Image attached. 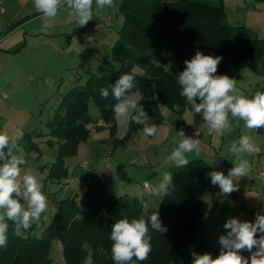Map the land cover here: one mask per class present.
Returning a JSON list of instances; mask_svg holds the SVG:
<instances>
[{"label":"trees","instance_id":"1","mask_svg":"<svg viewBox=\"0 0 264 264\" xmlns=\"http://www.w3.org/2000/svg\"><path fill=\"white\" fill-rule=\"evenodd\" d=\"M181 4L186 9L178 11L175 23L198 32L204 30L205 33L200 39L194 36L195 31L191 33L192 39L201 40L199 46L191 41L188 49L184 46V50H175L170 39L166 43L161 37H155L153 28L163 31L168 9L177 11ZM119 11L123 20L119 37L110 50L118 63L117 68L108 73H91L83 83L68 88L62 93L52 115L46 119L45 132L33 127L19 140V145L37 158L42 154L41 142L53 149V159L42 164L48 166L46 179L49 181L67 179L69 171L65 158L74 156L78 147L87 140L89 125L106 129L114 140L112 144H116V124L112 113L115 101L110 89L109 97L102 99L100 89L114 84L121 75L135 76L136 87L145 96L141 103L151 118L148 123L159 128L163 116L158 104L174 112H182L188 107L180 95L176 76L159 64L167 52L173 50L182 66L197 51L221 56L217 74L232 78L243 67L257 68L264 59L263 40L244 24H229L223 0H173L169 3L166 0H121ZM133 67L143 69L145 73L139 74ZM153 92L158 93L159 101L151 99ZM91 104L97 110L95 114H91ZM173 105H179L180 110L176 111ZM98 120L102 124H97ZM143 127L142 124H131L125 137L135 130L143 131ZM206 168V162L200 158L191 159L184 168H173L170 172L174 189L161 198L157 207L144 209L135 196L112 194L93 169L89 173L83 167L88 181L82 199L77 197L76 187L67 186L70 192L59 196L58 208L40 235L17 236L9 222L8 246L6 250H0V264H52L48 258L49 242L55 237L61 241L65 264H83L87 255L82 249L84 241L92 247L94 264H114L110 240L112 224L124 217L138 218L156 210L168 231L151 233L152 252L146 261H138L137 264H187L190 249L196 250L198 246L203 206L200 194L205 185L203 176ZM69 182L65 181V186Z\"/></svg>","mask_w":264,"mask_h":264},{"label":"clouds","instance_id":"2","mask_svg":"<svg viewBox=\"0 0 264 264\" xmlns=\"http://www.w3.org/2000/svg\"><path fill=\"white\" fill-rule=\"evenodd\" d=\"M35 10L47 21L53 20L62 5L69 9V15L80 27L92 21L94 11L105 8L116 9L115 0H33ZM44 28L50 27L45 23ZM221 56L206 55L197 51L194 56L184 61V69L176 75L180 85L181 97L185 98L186 111L195 118L202 116V127L223 136L243 122L244 128L257 131L264 128V91H257L251 97L246 96L238 87L237 80L226 74H217ZM115 101L112 105L116 135L126 134L131 124H142L145 136H155L158 128L149 124L151 119L145 111L142 101L145 96L136 87L133 74H123L114 84L100 89L102 99L110 95ZM151 99L159 101V95L153 92ZM176 111L179 105H173ZM231 117V119H230ZM194 120V119H193ZM193 123V121H192ZM23 133L15 139L7 132L0 131V250H6L9 240L11 222L15 235L21 236L33 222L38 221L47 211L48 198L42 190L38 179L39 173L23 171L28 161L24 150L19 145ZM172 143L175 145L167 157L166 167L184 168L189 164V154H200V140L185 134L183 129L176 132ZM228 151L240 159L233 164L227 174L213 170L208 173L211 185L220 190V195L227 196L239 190V181L249 175L251 164L245 155L252 156L258 148L250 135H241L234 140ZM174 189L173 176L170 171H163L159 181L151 186V195L161 200ZM142 197L143 192L139 193ZM23 201V203H22ZM264 209L255 213L253 221L230 217L223 224L226 234L218 237L219 254L215 257L204 252L198 254L190 249L192 264H264ZM168 231L163 225L159 211L138 218L124 217L111 226V254L114 264H137L146 261L152 252V232L164 234ZM87 255L83 264H94L93 250L87 241L82 244ZM244 251L249 256L242 255Z\"/></svg>","mask_w":264,"mask_h":264},{"label":"rangeland","instance_id":"3","mask_svg":"<svg viewBox=\"0 0 264 264\" xmlns=\"http://www.w3.org/2000/svg\"><path fill=\"white\" fill-rule=\"evenodd\" d=\"M120 1L121 0H115V10L111 8H105L104 10L98 12L94 11L92 21H90L86 26H78L76 29L71 27L70 31H66V29H64V33H61V31H56L57 34L52 36L37 35L36 44L29 42L26 45L23 41H21V44H23L24 47L22 46V48L18 51L12 52L10 58L5 57L4 59H0V67L6 68L1 73V76L4 78V80H0V84L7 85L12 83V87H17L16 89L19 91L14 95V100H16L14 105H12L9 109L4 108V111L6 112L5 118L8 120V122L2 123L3 125L14 127V130H16L23 121L29 119L28 117L31 116V120L29 121L30 124L27 126H37L39 130L45 132L46 119L52 115L53 110L59 104L64 91L77 83H83L91 73H108L112 69L117 68L118 63L113 59L110 50L113 43L119 37L118 31L123 20V16L119 11ZM166 1L169 3L173 0ZM93 6L95 9V0H93ZM65 7L66 5L61 6V8ZM180 9L186 8L183 4H181L177 11L168 9V17L167 21L163 24V31L157 27L153 28L154 36L161 37L166 43H169L168 39H170L173 42L175 50H184V46H186V49H188L191 46V41L194 43V45L199 46V42L201 40L196 41L191 38V33L196 29L184 27L175 23L177 22L176 17ZM226 9V21L231 25L240 24L233 23L234 21H232V19H236V16H242L243 10L241 9L238 13H236L233 9L229 8L228 3H226ZM100 14L101 16L98 20L97 15ZM57 15L58 16H56L51 21H47L43 17L38 18L35 21L29 23L24 28L26 30L30 28H43L45 23L50 24L51 27V25H54L56 21L60 22L63 19L66 20L67 18L70 20L74 19L69 15L68 12H59ZM96 24H100V26L96 29H93V25ZM6 28V25L0 23V36L3 35ZM48 28L45 30L48 32V34H50L49 32L51 29ZM200 31L201 32L195 31L194 36L197 39H200L201 34L205 33L203 32L204 30ZM9 34L10 36H8ZM17 35H21V37H23V29L7 32L4 37H8L3 43H7L10 38L13 39ZM34 45H37V48L31 49V46ZM196 49L199 48L196 47ZM172 51L173 50L167 52V54L163 56L164 59H162V62L160 61L159 64L176 76L184 69L185 66L181 65L182 61ZM8 61L10 62L8 65H6ZM133 70L139 74L145 73L143 69L138 67H133ZM5 92L8 94L7 90H5ZM90 106L91 114H95L97 111L95 106L93 104ZM158 107L160 113L163 115V122L161 123L156 135L145 136L143 132L139 130L131 132L127 137H125V134L121 137H117L115 133V136L119 138L118 142L122 143V147L120 146L118 150L115 149L116 151L114 150L115 152L113 155L107 153V162L109 163L108 165H111L110 162L113 161L114 166L117 169L120 168L118 167L119 162L124 164L129 163L130 165L128 166L130 167L132 164L139 165L143 160H148L149 165H151V167L148 168L149 178L156 176V174L152 173V167H156L158 169V177L160 176L161 172L170 171L173 168H176L175 166L166 167L165 165L167 157L175 147V145L172 143V140L176 136V132L181 129L185 131L184 128L187 122L188 112L185 110L182 112H174L163 104H158ZM89 126L91 134L90 137L96 136L94 131L97 128L93 125ZM98 131L103 130L99 129ZM103 133L106 138H110L112 141H114L108 135V131L106 129L103 131ZM99 135L101 134H97V136ZM38 139L39 138H37L36 141ZM88 145L90 149L94 148L95 141H90ZM106 145H109V142H100V148L102 150L105 149ZM212 145L214 146L212 147V152H208L211 155L207 161L209 169L212 166L213 160L219 161V158L216 157L214 150L219 151L221 148V144ZM112 146L113 147L111 148H114L116 144H112ZM39 147L42 150V154L39 158L33 156L31 152H28L29 155L26 156L28 164L22 169V174L23 171L31 172L33 170L39 173L38 179L42 185L43 192L48 198L49 203L47 211L41 215L40 219L33 222L31 228L26 232L22 230L23 234L29 235L41 234L42 228L52 220V217L58 208L59 196L70 192L67 188L69 184L65 186L64 182L67 181L68 178H71L72 180L74 177H77L79 174L81 176L82 174V168L80 167L81 164L75 168V166H73L70 162V157H67L65 158V163L69 171L67 179L60 182L49 181L46 179V173L48 172V169L40 170L39 165L45 163L46 161L49 162L51 159H53V149L48 146V144L43 142L39 144ZM224 149L225 145L223 146V150L220 152H223ZM99 153L101 155L102 151H99ZM208 153H205V156H208L206 155ZM201 154V149L199 156L195 155V153L189 154V161L193 158H202L200 157L203 156ZM93 155L95 156L96 161L99 162L100 156H97L95 152H93ZM109 157L112 158L111 161L109 160ZM85 158L89 162V166H86V168H96V161L93 163L90 162L88 155ZM131 158H133L134 163L131 162ZM42 167L45 166L42 165ZM126 174H129L128 171H126ZM98 176L101 178V180L105 181V178L103 177L104 174L101 173ZM77 190V197L79 198V193L81 191L80 189ZM123 192L124 191H117L116 193L112 194L120 195L123 194ZM139 201L141 200L139 199ZM144 209H147V207H144ZM205 212L206 204L202 206L201 219ZM197 238L199 239L197 246L198 249L202 242L200 233L197 234ZM62 251L61 241L56 237L52 238L49 242L48 252V258L52 264H65Z\"/></svg>","mask_w":264,"mask_h":264},{"label":"crops","instance_id":"4","mask_svg":"<svg viewBox=\"0 0 264 264\" xmlns=\"http://www.w3.org/2000/svg\"><path fill=\"white\" fill-rule=\"evenodd\" d=\"M223 3L225 5V10H227L226 3H228L229 8L233 9L236 13H238L239 10L242 9L243 15L240 17L236 16V19H232V21H234L233 23H240L250 27L264 42V0H223ZM69 11L70 10L65 7L61 8L58 13H69ZM97 16L99 20L101 14ZM38 18H42V14L38 13L35 10L33 0H0V23H3L7 26V28L4 30L3 35L0 36V59H4L5 57L10 58L12 52H16L21 49L23 46V44H21V41H23L26 45L29 42H33L36 44L37 35L52 36L57 34L56 31H61V33H64V29H66V31H70L71 27H74V29L78 28L75 20H70L69 18H67L66 20L63 19L60 22L56 21L54 25L52 24L51 27L48 28L51 29V31L49 32L50 34H48V32L45 30L47 28L44 27L30 28L28 30L24 28L29 23L35 21ZM18 29H23L24 36L21 37V35H17L13 39L10 38L7 43L4 44V40L8 36H10L9 34L8 36L4 37L6 33L17 31ZM33 36H35L36 38ZM35 48H37V45L31 46V49ZM9 62L10 61H8L6 65H8ZM5 69L6 68L0 67V80H4V78H2L1 76V73ZM233 78L237 80V87L246 96L251 97L257 91H264V59L255 69L249 67L241 68L235 73ZM12 86V83L7 85L0 84V131L7 132L11 137H13V139H15V136L18 133L22 132L24 134L25 131L37 126H27L30 124L29 121L31 120V116L28 117L29 119L23 121L16 130H14V127L2 124L8 122V120L5 118L6 112L4 111V108L9 109L12 105H14L16 101L14 100V95L16 92H19L17 91L18 89H16L17 87ZM5 90H7L8 94H6ZM3 94H5V96H3ZM24 106L26 107L25 104ZM97 124H102V121L98 120ZM190 124H196L200 131V149L202 150L201 155L204 156H200L202 157L200 159L204 160L207 164V168L203 176L205 185L200 194L203 205L206 204V212L202 216L200 226V236L202 242L199 245V248L196 249V252L198 254L209 252L215 257L219 254L220 250V245L217 242L218 237L220 235L226 234L227 231L223 228V224L227 219H229L230 217H238L242 221H253L255 213L260 212L262 209H264V180L255 176L256 166L264 165V128L260 132L248 130L244 128L243 122H240L239 126H236V122L233 121V130L231 132H227L223 136H217L214 131L201 126L203 124L202 116L198 115L193 118V116L188 113L187 122L184 128L185 134L186 129ZM160 126L161 123L159 127ZM100 129L105 131V129L103 128ZM98 130L99 129H96L94 131L96 134V136L94 137L96 139L94 137H90L91 134L89 133L87 140L83 142L80 147H78L77 153L74 156L70 157V162L73 166H75V168L79 166V164H81L80 167L82 168V174L81 176L79 174L72 180L71 178H68V181H70L68 187L74 186L76 187V189H80L81 192L79 193V199H82V194L88 181L86 171L83 169V163L85 162L86 166H89V162L85 158L87 157V155L90 162H95L96 159L93 155V152H95L97 156H100V160L99 162H95L96 168L92 169L97 176L101 173L104 174L103 177L105 178V181L101 180L99 176L98 177L107 186L110 192L116 193L117 191H124L123 193L135 196L138 200L140 199L142 201L143 207H157L159 201L151 195L150 190L151 186L156 184L160 179V176H157L158 169L156 167H152V173L156 174V176L149 178L148 168H150L151 165H149L148 160H143L139 165L132 164L130 167L128 166L130 165L129 163L124 164L119 162L118 167L120 168L117 169L115 168L114 162L112 161L110 162L111 165H109V167L111 168L110 174H106L105 169L109 164L107 162V153L113 155V153L118 150L120 146L122 147V143H119V138L115 136L116 146L114 148H111L113 147L112 140L110 138H106L103 131ZM139 131L143 132L142 130ZM97 134L101 135L97 136ZM244 134L250 135L258 148L256 154L252 156L245 155L243 157L249 160L252 166L251 171L247 177L242 178L239 181L238 191H235L227 196H222L220 195L219 188L211 185V179L208 173L213 170H217L223 171L225 174H227L228 170L233 167V164L238 162V160L240 159L239 156L230 153L228 151V148L234 140H238V138ZM90 141H95V146L92 149H90L88 145ZM102 141L109 142V145H106L104 150L100 148V142ZM212 144H221V148L219 149V151L214 150V152L216 153V157L219 158V161L213 160L212 166L209 169L207 161L211 157L209 153L212 152V147H214ZM224 145V151L220 152L221 150H223ZM23 150L25 156L29 155L24 148ZM99 151H102L103 155H100ZM205 153H208L206 154L208 156H205ZM109 160L111 161L112 158L109 157ZM131 162L134 163L133 158H131ZM44 166L46 168L42 167V164H40V170L48 169V166ZM126 171H128L129 174H126ZM145 181L148 184V188H145L143 186V183ZM214 187L216 188L214 189ZM76 192L78 194V190ZM141 192L144 193L143 198L139 195V193ZM242 255L247 257L249 256V253L247 251H244ZM192 259V257H189L187 264H192Z\"/></svg>","mask_w":264,"mask_h":264},{"label":"built area","instance_id":"5","mask_svg":"<svg viewBox=\"0 0 264 264\" xmlns=\"http://www.w3.org/2000/svg\"><path fill=\"white\" fill-rule=\"evenodd\" d=\"M99 26H100V24H96V25H93L92 28H93V29H96V28H98ZM3 96H5V94H3ZM209 130H210V129H209ZM186 134H187L188 136H193L194 138L200 140V131H199L198 127L196 126V124H190V125L187 127V129H186ZM83 166L86 168V163H85V162L83 163ZM86 169L89 171V173H91L92 169H90V168H86ZM110 171H111V168H110L109 165H108V166L106 167V169H105V173H106V174H109ZM255 176L258 177V178H260V179H263V180H264V165H258V166H256ZM143 186H144L145 188H148V184H147L146 181L143 183Z\"/></svg>","mask_w":264,"mask_h":264}]
</instances>
